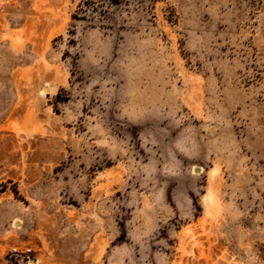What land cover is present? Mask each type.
Here are the masks:
<instances>
[{
    "label": "rangeland",
    "instance_id": "374dc122",
    "mask_svg": "<svg viewBox=\"0 0 264 264\" xmlns=\"http://www.w3.org/2000/svg\"><path fill=\"white\" fill-rule=\"evenodd\" d=\"M0 264H264V0H0Z\"/></svg>",
    "mask_w": 264,
    "mask_h": 264
},
{
    "label": "built area",
    "instance_id": "2783aa9c",
    "mask_svg": "<svg viewBox=\"0 0 264 264\" xmlns=\"http://www.w3.org/2000/svg\"><path fill=\"white\" fill-rule=\"evenodd\" d=\"M33 249L31 247H19V246H14L11 249L12 255L16 257H27L29 261H31V256H32Z\"/></svg>",
    "mask_w": 264,
    "mask_h": 264
},
{
    "label": "bare ground",
    "instance_id": "6f19581e",
    "mask_svg": "<svg viewBox=\"0 0 264 264\" xmlns=\"http://www.w3.org/2000/svg\"><path fill=\"white\" fill-rule=\"evenodd\" d=\"M44 89H46V90H47L48 88L46 87V88H44ZM198 171H199V170H198ZM16 222H17V221H16Z\"/></svg>",
    "mask_w": 264,
    "mask_h": 264
}]
</instances>
